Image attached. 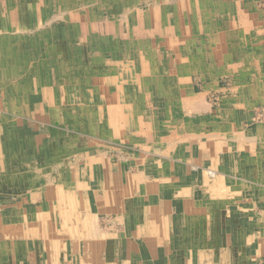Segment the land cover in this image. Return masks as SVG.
I'll list each match as a JSON object with an SVG mask.
<instances>
[{"label": "crops", "instance_id": "1", "mask_svg": "<svg viewBox=\"0 0 264 264\" xmlns=\"http://www.w3.org/2000/svg\"><path fill=\"white\" fill-rule=\"evenodd\" d=\"M152 1L140 0L144 9L138 4L136 7L145 13L153 9V15L159 7H152L155 0ZM176 1L186 0H172L173 4ZM190 2L194 6H188L185 11L183 6L181 10L177 7L180 18L176 21H171V13L166 16L160 12L158 18H154L156 22L145 24L169 28L165 31L168 36L163 40V46L175 48L174 62H167L165 68L156 71H138L135 84L117 91L113 88L110 97L116 113L111 121L106 119L108 114L97 122L83 118L80 121L83 123V119L85 123L84 128L82 124L80 126V134L87 131L88 125H96L93 136L96 135L98 141L124 135L140 145L141 150L129 155L127 161L115 160L99 152L100 143L81 147L76 136H72L75 147L70 155L86 154L91 148L94 152L83 156L79 175L73 173L71 164L65 166V171L74 178L68 184V190L81 194L76 209L73 207L76 217L71 216V219L82 224L80 231L87 230L84 224L91 223L95 229L105 228L111 236L117 231L125 243L130 264H175V258L185 251L206 248L209 241L215 239L214 220L225 218V200L219 197L218 203L214 196L223 185L217 184L216 180L253 187L264 185V126L250 120L254 108L264 104V0H187ZM175 37L181 40L177 38L176 42ZM158 62L163 65L162 60ZM158 76H162L163 83L158 82ZM225 78H228L227 87L221 86ZM144 79L148 83L144 84ZM213 90L227 92L216 109L207 101ZM16 95L20 96L19 93ZM29 95L25 99L28 109L17 118V129L26 132L39 148L62 127L57 124L62 115L52 109L44 96ZM186 101L195 106H189ZM67 116L73 123L71 112ZM101 123L103 132L99 128ZM237 133L249 135L252 140L234 139L231 147L222 146L224 136H236ZM67 155L65 158L69 159L70 155ZM146 158L151 168L145 175H137L136 171L145 164ZM210 169L217 171L218 179L207 177L206 172ZM133 198L134 202L145 199L149 203L151 218L147 224L140 220L141 211L127 206ZM199 204L203 207L202 212L198 210ZM253 209L255 218L264 222V211L261 215L257 207L249 208L250 211ZM121 217L123 221H119ZM196 238L205 239L203 246L192 243L191 240Z\"/></svg>", "mask_w": 264, "mask_h": 264}, {"label": "bare ground", "instance_id": "2", "mask_svg": "<svg viewBox=\"0 0 264 264\" xmlns=\"http://www.w3.org/2000/svg\"><path fill=\"white\" fill-rule=\"evenodd\" d=\"M71 2L78 7H72L65 0H59L56 3L59 6L55 9L52 0H0V264H130L125 243L117 231L111 236L105 228L95 229L93 223L84 224L87 230L80 231L82 224L71 219L76 213L74 209L80 202L81 194H73L67 187L74 178L65 171L66 164H69L65 155L75 147V139L65 135V131L69 130L66 128L68 125L71 128L75 126L67 113L77 109L84 120L95 122L108 114L106 119L111 121L116 113L110 97L113 93L111 90L114 88L117 91L135 84L138 71L165 68L167 62L173 61L176 56L172 51L168 56H163V65L159 64L158 58L166 48H161L158 42L166 39L168 35L165 31L169 28L145 24L156 22L154 18H158L160 12L166 16L168 12L171 13V21H176V18H180L177 7L181 10L183 6L185 11L194 3H187L186 0L173 4L172 0H155L152 7L159 9L153 15V9L145 13L136 4L125 7L117 4L109 12L111 16L91 21L87 3ZM56 37L59 38L58 42ZM42 39L50 42L42 60H29L34 54H31L33 50L27 44L33 42L39 45ZM146 45L149 49L145 48ZM158 77V82L163 83L162 76ZM146 80L142 82L148 83ZM60 91L73 92L76 101L73 104L67 101L64 105L59 104L55 93ZM30 92H44L47 101L48 94L51 97L55 95L54 101L50 102L52 109L62 112V127L58 131L53 130L56 132L39 148L26 132L17 129V118L28 109L25 99ZM64 94V98L68 99L69 96ZM85 128L88 130L90 126ZM99 128L103 132L102 127ZM76 130L82 132L78 128ZM223 138H227L221 142L225 147H231L229 145L235 143L234 139L252 140L246 134H232ZM203 140L207 141L206 138ZM145 160V164L136 171L137 175H145L151 168L152 165L147 164L148 159ZM206 175L218 179L217 171L212 169ZM216 183L223 185V189L215 191L214 196L218 203L219 197L225 200V218L214 220L215 239H211L206 248L180 254L179 258H175V264H264V222L255 218L254 209L249 210L257 207L263 215L264 185L253 187L218 180ZM134 201L135 198L127 206L141 211L140 220L147 224L146 221L151 218L149 203L145 199ZM198 210L202 212L203 207L200 206ZM211 222L213 224V220ZM191 241L201 247L205 239Z\"/></svg>", "mask_w": 264, "mask_h": 264}, {"label": "rangeland", "instance_id": "3", "mask_svg": "<svg viewBox=\"0 0 264 264\" xmlns=\"http://www.w3.org/2000/svg\"><path fill=\"white\" fill-rule=\"evenodd\" d=\"M58 1L59 0H52V3H53L52 6H53L54 9L57 8V6H59V4L58 5L56 4ZM42 2H44V1H42ZM65 2L70 3L72 7H78V5H76V3L71 2V0H65ZM77 3L78 4L87 3V10L90 12V18L89 17L88 18L91 21H98L102 17L103 18H107L108 16H111V14H109V12H112L118 5H122V6L125 7V6H129V4H132V5H135V4L137 5L138 4L140 6V8L141 7H145V5H141L140 4L141 2H139V0H91V1L90 0H77ZM100 4H102V5H100ZM92 11H95V13L92 12ZM176 38L181 40V38L175 37L176 42L178 40ZM56 40L58 42L59 38L56 37ZM158 43L161 44L160 47L162 48L164 41L162 40L161 42H158ZM38 44L39 45H37V43H36V45H35L33 42L27 44V46H29L28 48H32V50H33L31 54H34V56H32L31 59L29 58V60H32V61H35V62L42 60L43 52L45 51L46 47H49L50 42L48 41V39H42V41L39 42ZM148 45H146L147 49H149ZM50 48L52 49V47H50ZM38 50L40 51V53H37ZM174 50H175V48H171V47L167 48L166 47V49H163V51L165 53L161 54V57H160V59L158 58V60H163V56H166V55L168 56L169 53H171L172 51H173L174 54H176V51H174ZM81 55H83V54H81ZM173 62H174V60H173ZM172 64L173 63H171V65ZM227 85H228V78H225L224 80H222L221 86L227 87ZM64 93H66V96H69L68 99L64 98V95H65ZM226 93L227 92L213 90L207 96V101H208V103L211 104V107H213V109H216L217 107H219L222 104ZM55 94H57V96H56L58 98L57 101H59V104H61V105H64L66 101L69 104H73V102L76 101V97L73 94V92L67 93L66 91H60V92H56ZM59 94H61V95L59 96ZM38 95L39 96L42 95V97H43L45 95V93L44 92H39V94H34L33 93V94H30L29 96L38 98ZM47 97H49V99H48L49 102H53L54 98H55V95L51 97L50 94H48ZM32 102L35 103L36 101H32ZM142 110H144V109H142ZM263 111H264V104L254 108L253 112L251 113V120H252L253 123H258V124L261 123V125L264 126V112ZM70 112H71V115L73 116V123H78V124H75V126H73V128L81 129V127H80L81 124H82V126L84 128V124L85 123H84L83 119H82L83 123L79 124L80 121H81V118H82L79 115L80 111L78 112V110L76 109L75 111H70ZM60 115H62L61 111H60ZM142 115H144V114H142ZM69 117H71L70 114H69ZM144 117L145 116H143V118ZM47 119H48V115H47ZM57 124H58V126H62L59 123H57ZM92 124H94V123L92 122ZM100 126L102 127V123L100 124ZM109 127H112L111 123H109ZM66 128H68L69 130H66L65 134H68L67 136H70V135L73 136V137L76 136V138L80 141L79 144H80L81 147H83L84 144H85V147H88L91 144L94 146V144H96V142H98V143L101 144V146L98 147V149H100L99 152L102 153V155H108L109 157H113L115 160H118L119 158H121V159L123 158L122 159L123 161H127L128 157H130L129 155L134 154V152L136 150L140 151L141 148H142L140 145L136 144L135 142H130L131 140H128L126 136L121 137V135H117L116 137H110V138L102 139L101 141H98V139L96 138L97 136L96 135L93 136V134H95V130L97 129L94 126H91L87 131H83V134L77 133L75 131L76 129H72L71 127H69V125ZM104 128L108 129L106 127V125H105ZM141 133L142 132L138 131V134H141ZM93 140H96V141H93ZM123 148H125V149H123ZM91 152H94L92 150V148H91ZM91 152L88 151V153H86V154H78V153H76V154H73V155H70V153H69L67 155V157L70 155L69 159L67 158V160L69 161V164H71L72 169H74L73 173H76V174L80 173V168L83 166V161H84L83 159H80V158H82L85 155H90ZM95 153H98V152H95ZM117 156H118V158H117ZM72 163L73 164L75 163V164L73 165ZM91 222H93V221L91 220Z\"/></svg>", "mask_w": 264, "mask_h": 264}]
</instances>
